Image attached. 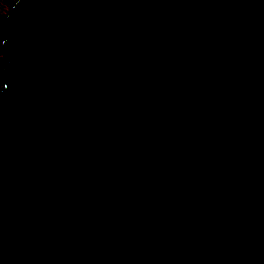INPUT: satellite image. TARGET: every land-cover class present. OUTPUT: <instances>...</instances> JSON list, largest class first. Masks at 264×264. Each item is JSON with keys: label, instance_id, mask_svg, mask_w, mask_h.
I'll use <instances>...</instances> for the list:
<instances>
[{"label": "water", "instance_id": "water-1", "mask_svg": "<svg viewBox=\"0 0 264 264\" xmlns=\"http://www.w3.org/2000/svg\"><path fill=\"white\" fill-rule=\"evenodd\" d=\"M0 10V264H264V0Z\"/></svg>", "mask_w": 264, "mask_h": 264}, {"label": "trees", "instance_id": "trees-1", "mask_svg": "<svg viewBox=\"0 0 264 264\" xmlns=\"http://www.w3.org/2000/svg\"><path fill=\"white\" fill-rule=\"evenodd\" d=\"M0 36H2V34L0 33ZM2 59H1V53H0V63H1ZM0 85H1V79H0Z\"/></svg>", "mask_w": 264, "mask_h": 264}, {"label": "rangeland", "instance_id": "rangeland-1", "mask_svg": "<svg viewBox=\"0 0 264 264\" xmlns=\"http://www.w3.org/2000/svg\"><path fill=\"white\" fill-rule=\"evenodd\" d=\"M1 12H2V11L0 10V14H1ZM0 38H2V36H0Z\"/></svg>", "mask_w": 264, "mask_h": 264}]
</instances>
